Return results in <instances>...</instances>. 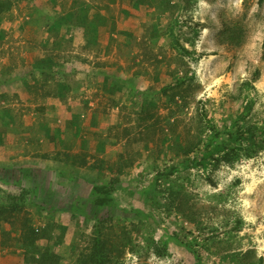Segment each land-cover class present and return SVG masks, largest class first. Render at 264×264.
Listing matches in <instances>:
<instances>
[{
	"label": "rangeland",
	"instance_id": "rangeland-1",
	"mask_svg": "<svg viewBox=\"0 0 264 264\" xmlns=\"http://www.w3.org/2000/svg\"><path fill=\"white\" fill-rule=\"evenodd\" d=\"M82 85L99 128H42ZM245 128L264 138V1L0 0V264H264ZM61 171L92 183L68 204Z\"/></svg>",
	"mask_w": 264,
	"mask_h": 264
},
{
	"label": "crops",
	"instance_id": "crops-1",
	"mask_svg": "<svg viewBox=\"0 0 264 264\" xmlns=\"http://www.w3.org/2000/svg\"><path fill=\"white\" fill-rule=\"evenodd\" d=\"M85 89H86V87L84 85H82V88L77 89V90L75 88L68 89L67 92L65 93L64 97L61 96L62 98L65 99V101H62L60 99L59 95L57 94L55 97L53 96V97L48 98V102H46L47 107L50 106L52 108V112H51L52 115H55L56 113L57 114L66 113V118H68L69 115H72V117L77 118V121H74L73 123H69L67 121L65 123V125H64V123L63 124L55 123L53 125L51 121L47 120V125H44L42 128H45V129L51 130V131L53 128L58 129L59 126H61V127L65 126L66 127L65 129H71V130H74V129L85 130L88 128H90V129L99 128L98 123H96V122L91 124L90 127L84 126L82 124V122L85 120H82L81 118H85V115L88 114V109H89L88 105H86V97H87L86 93L87 92L84 91ZM88 92H91V97L94 98V94H92L93 90L88 89ZM20 94H22V93L20 92ZM93 112L96 113V111H93ZM91 117L92 116H89L88 118H91ZM80 119L82 121H80ZM60 122H62V121L60 120ZM87 122L92 123L93 120L87 121ZM95 124L97 127L94 126ZM61 129H64V128H61ZM57 143H58V145H60V144H62V141L61 142L59 141L58 134L56 133L54 135V137L51 135L50 139H48L47 137L44 138L43 143H42V147H47L49 144L50 145H52V144L57 145ZM69 143H71V146H72L71 151L77 152L79 150L78 141L70 140V142H67V144L69 145ZM89 146H90V148L92 146L91 140L89 141ZM63 163H65V160H62L61 158H53V162H52L53 165L61 164V166H63ZM66 163H68L67 165L70 166L69 162H66ZM84 169L86 170L87 167H84ZM44 171L45 170L43 168H35V165H34L30 170V178H32L33 181H37V186L35 189L36 193L38 196L46 197L45 199H43L41 201V202H44V204H45L48 202L47 198L51 202H53L54 192L51 188L48 187V184L50 182L51 177H50V175L45 174ZM46 172H50V171H46ZM61 174L64 175L65 179L68 180L67 185L69 186V188L68 189L66 188V192H65L66 204L69 203V196L73 194V191L70 188L73 186V184H75V182H77V181L79 182L81 180V182L84 185H86V184L91 185L92 184L91 181H88L87 178H85L83 175H80V174L74 175V173H72L70 175L69 171H64V172L61 171V173L59 175H61ZM86 187H87V185H86ZM71 201L73 202L72 198H71ZM51 206H52V203L49 204V208H51ZM55 207H57V205H55ZM57 208H59V207H57ZM67 208H69V207H67Z\"/></svg>",
	"mask_w": 264,
	"mask_h": 264
},
{
	"label": "trees",
	"instance_id": "trees-1",
	"mask_svg": "<svg viewBox=\"0 0 264 264\" xmlns=\"http://www.w3.org/2000/svg\"><path fill=\"white\" fill-rule=\"evenodd\" d=\"M264 0H260V2H263ZM264 133V131H263ZM233 139H235L237 141V143H241L240 141H244L247 142L250 146V151L248 153L249 156H251L252 154H255L256 152H258L259 150L264 149V138H262V135H260V133H258L257 131L251 129V128H245L244 130H242L240 132V135L238 137H235V135H232V137H230ZM228 147H234V145H232L231 141L229 143H220L218 145H216L209 154H214L215 152H223L224 153V157L225 154H227V150ZM226 159H229L228 157H225Z\"/></svg>",
	"mask_w": 264,
	"mask_h": 264
}]
</instances>
